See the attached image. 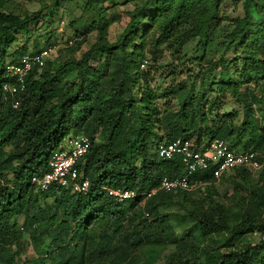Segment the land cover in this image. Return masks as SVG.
I'll use <instances>...</instances> for the list:
<instances>
[{"label":"trees","instance_id":"obj_1","mask_svg":"<svg viewBox=\"0 0 264 264\" xmlns=\"http://www.w3.org/2000/svg\"><path fill=\"white\" fill-rule=\"evenodd\" d=\"M62 1H54L52 13ZM83 1L82 14L68 24L73 36L67 47H82L95 31L99 41L80 59L61 64L51 59L34 68L15 108L3 95V68L7 59L17 62L33 53L28 43L11 52V42L16 30H28L42 13H7L6 0H0V264H157L170 247L174 250L162 264H264V242L234 245L257 230L264 234V126L255 115L261 100L251 87L240 91L264 81V0H235L243 14L233 18L234 37L221 57L207 60L204 51L192 84L182 81L160 94L144 74V61L149 65L162 45L179 52L198 37L206 50L224 0H136L115 42L108 39V26L121 17L117 0ZM108 1L110 8L99 6ZM231 50L241 51L236 57L244 64L241 75L226 59ZM220 66L228 79L215 82V96L205 106L206 80ZM69 70L77 71L75 82L61 77ZM143 82L148 89L138 101ZM158 99L178 108L162 111ZM80 134L91 139L78 164L91 191L61 185L37 190L32 177L50 169L65 138ZM194 137L197 143L221 138L232 149L246 142L242 149L262 154L256 159L261 164L257 179L248 168L234 169L232 205L215 198L216 185L228 172L218 181L214 164L192 177L200 184L192 191H159L143 204L142 197L124 203L110 198L105 188L142 193L166 176L183 175L182 157L163 159L157 147ZM203 187L208 196L194 198ZM173 204L185 214L163 212ZM21 215L25 220L18 227ZM186 217L193 226L179 235L175 223ZM26 239L33 257L22 251Z\"/></svg>","mask_w":264,"mask_h":264},{"label":"rangeland","instance_id":"obj_2","mask_svg":"<svg viewBox=\"0 0 264 264\" xmlns=\"http://www.w3.org/2000/svg\"><path fill=\"white\" fill-rule=\"evenodd\" d=\"M55 0H6V5L4 11L7 13H14L20 15L21 17H26L36 12L42 13L40 19L34 23H31L28 27V30H16L13 35V41L11 42V52L22 47L25 43H28L29 52H37L42 50V48L47 47L52 44H56L57 48L53 54L54 59H56L57 64L64 63L69 59H80L84 52L90 49L91 45L99 41V36L95 31L92 33L90 40L85 43L80 48H74L70 50L67 46L69 39L73 36L72 29L68 27L69 22L76 16L82 14L83 0H63L60 4V8L57 12H51L52 6ZM119 4V9L121 17L117 20H112L109 22L108 28V39L110 42L117 41L121 34L123 33L126 24L128 22L127 11H130L134 8L136 0H117ZM99 6L103 9H108L112 6L110 1L101 2ZM51 12V13H50ZM243 14V10L240 4H236L235 0H224L221 7V11L218 19L215 21L212 30L210 31V44L208 43L207 49L204 48V41L199 37L195 38L188 43L179 52H174L168 47L162 45L160 48V53L156 58H150V64L147 65L145 69V75L151 82V88L154 89V93L160 94L166 88H169L173 85H176L182 81H187V83L192 84V81L195 79L196 74L200 70L199 66V57L206 51V59L213 60L219 59L224 53L227 44L233 39V29L234 22L233 18L237 15ZM119 15V14H118ZM82 24V23H80ZM139 44L140 41L138 40ZM235 50H231L226 57L227 61L230 62V69L235 75H241V71L244 68L242 61L236 59L237 55L240 54ZM101 58V57H98ZM10 59H7V63ZM95 65V62H92ZM225 68L223 66L218 67L213 74H210L206 80L207 90L205 94V106L206 102L211 101L216 93L215 82L222 78V80L227 81L228 75L226 74ZM77 71L69 70L67 73H62L61 77L63 79H69L72 82L76 81ZM143 86L140 91H138L137 100L139 101L142 98L143 90L148 89L146 82L142 83ZM198 86H201V82L198 81ZM247 87H251L252 90L260 97V104L256 108L255 115L261 116L258 118L259 123L264 126V115L260 111H264V81H260L258 84L254 85L251 83L240 88L241 92H244ZM165 99H158L157 104L162 111L165 109H177L178 106L174 104L169 106L165 103ZM165 103V104H164ZM236 105H239L241 108V102H238ZM71 136V135H70ZM66 139V138H65ZM194 141L197 140V137L193 138ZM207 138H203V142L207 141ZM247 141V140H246ZM64 143V142H63ZM246 142L243 143V145ZM239 145L236 148L242 150ZM260 151H258V156L260 157ZM252 170V169H250ZM255 179L258 178L260 169L252 170ZM237 182L236 171L231 170L228 172L222 181L216 185L218 195L215 197L217 200L223 202L226 205H232L231 195ZM207 190L203 187L202 191H199L195 194L196 199L204 198L208 196ZM208 205V204H207ZM164 213L167 212H177L179 214H185L186 209L178 204H173L169 208L163 209ZM25 217L21 215L17 218L18 227H21L24 223ZM177 227V232L179 235H183L185 230L193 226V222L189 217L180 219V221L175 223ZM28 238V237H26ZM261 242H264V234L261 231L257 230L255 232L249 233L248 235L239 238L234 241V245L239 248H244L246 245H257ZM174 250V247L168 248L161 260L157 264H162L163 261L168 257V255ZM23 253L27 254L30 257L34 256L32 247L29 240L26 239L25 247L22 248ZM29 259V258H27ZM50 263L49 261L47 262Z\"/></svg>","mask_w":264,"mask_h":264},{"label":"built area","instance_id":"obj_3","mask_svg":"<svg viewBox=\"0 0 264 264\" xmlns=\"http://www.w3.org/2000/svg\"><path fill=\"white\" fill-rule=\"evenodd\" d=\"M56 44L42 48L39 52L27 53L17 62H8L3 68V95L11 98L15 108L22 102V95L27 90V79L34 68H42L47 60L54 59ZM148 61H144L142 68H146ZM91 139L86 134L68 136L62 146L53 152L50 160V169L40 175L32 177L31 183L39 191H47L54 185L71 188L73 192L88 193L91 191V182L79 169V161L89 151ZM160 157L172 159L176 155L182 157L185 172L181 176L164 177L160 185L145 192L124 190L120 188H105L110 198L119 203L133 201L142 197L146 199L156 195L159 191L174 192L178 190L192 191L200 184L195 183L192 177L200 170H208L215 165L214 175L218 181L222 176L239 167L252 170L261 168L257 162L258 152L255 148L232 149L228 142L221 138H214L203 143L193 139H177L169 143H162L157 147ZM149 217V214L146 213Z\"/></svg>","mask_w":264,"mask_h":264},{"label":"crops","instance_id":"obj_4","mask_svg":"<svg viewBox=\"0 0 264 264\" xmlns=\"http://www.w3.org/2000/svg\"><path fill=\"white\" fill-rule=\"evenodd\" d=\"M261 169V168H260Z\"/></svg>","mask_w":264,"mask_h":264}]
</instances>
